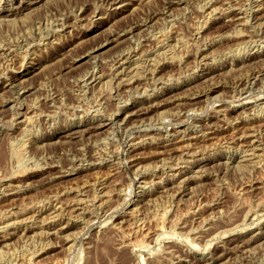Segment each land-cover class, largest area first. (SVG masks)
<instances>
[{
  "label": "rangeland",
  "instance_id": "374dc122",
  "mask_svg": "<svg viewBox=\"0 0 264 264\" xmlns=\"http://www.w3.org/2000/svg\"><path fill=\"white\" fill-rule=\"evenodd\" d=\"M119 1L0 0V264H264V0Z\"/></svg>",
  "mask_w": 264,
  "mask_h": 264
},
{
  "label": "bare ground",
  "instance_id": "6f19581e",
  "mask_svg": "<svg viewBox=\"0 0 264 264\" xmlns=\"http://www.w3.org/2000/svg\"><path fill=\"white\" fill-rule=\"evenodd\" d=\"M42 0H20V5L17 7L18 9H19V11H22V10H26V9H28V8H30L31 6H33L34 4H37V3H40ZM108 2H109V4H116V3H118L117 2V0H107ZM121 1V0H120ZM119 1V2H120ZM180 1V0H179ZM178 1V2H179ZM101 2V1H100ZM123 2V1H122ZM221 2V1H220ZM244 2V1H243ZM246 2V1H245ZM42 3V2H41ZM167 3V2H166ZM236 3V2H235ZM261 3V2H260ZM259 3V4H260ZM242 4V3H241ZM103 5V4H102ZM129 4H127V3H119L118 5L116 4V7L114 8V10L110 13L111 15H120L122 12H124L125 11V9H126V7L128 6ZM228 5V4H227ZM226 5V6H227ZM233 5V4H232ZM101 6V5H100ZM99 7V6H98ZM225 7V6H224ZM16 8V9H17ZM107 8V7H106ZM223 8V7H222ZM11 9V8H10ZM170 9H171V7H170ZM228 9V8H227ZM254 9V8H253ZM163 10V9H162ZM221 10V9H220ZM229 10V9H228ZM249 10V9H248ZM209 11V10H208ZM216 11V10H215ZM221 12V11H220ZM20 13V12H19ZM109 13V12H108ZM215 13V12H214ZM245 13V12H244ZM263 13V12H262ZM110 14L108 15V16H110ZM218 14V13H217ZM9 15V14H8ZM212 16V15H211ZM232 16V15H231ZM9 17V16H8ZM76 17V16H75ZM83 17V16H82ZM123 17V16H122ZM254 17V16H253ZM73 18V17H72ZM78 18V17H77ZM208 19V18H207ZM211 19V18H210ZM248 19H250V18H248ZM100 20L101 21H99V23L97 22V23H95V26H97V25H99L100 23H102V22H104V20H106V19H104V18H100ZM241 20H242V18H241ZM78 21V20H77ZM206 21V20H205ZM264 21V20H263ZM56 22V21H55ZM60 22V21H59ZM239 22H241V21H239ZM243 22V21H242ZM134 23H136V22H134ZM133 23V24H134ZM245 23H247V22H245ZM51 24V23H50ZM132 24V25H133ZM57 25V24H56ZM146 25V24H145ZM248 25V24H247ZM124 28V27H123ZM241 28V27H240ZM140 29V28H139ZM237 29V28H236ZM244 29V28H243ZM242 29V30H243ZM110 30V29H109ZM235 30V29H234ZM239 30V29H238ZM237 30V31H238ZM241 30V31H242ZM258 30V29H257ZM263 30V29H262ZM121 31V30H120ZM124 31V30H123ZM237 31H236V33H237ZM260 31V30H259ZM228 32V31H227ZM240 32V31H239ZM226 33V32H225ZM242 33V32H241ZM240 33V34H241ZM44 34V33H43ZM230 34V33H229ZM254 34V33H253ZM119 35H121V34H116V33H111L110 35H108V37H106L103 41H101V42H99V43H97V44H95V45H92L90 48H87L86 50H84L83 52H81L80 54H78L77 56H76V58L75 59H73V63H76L77 64V62H79V61H81L82 59H84V58H88V59H90V58H95V57H97L98 55H99V51L102 49V48H104V47H106L108 44H111V43H113L117 38H118V36ZM151 35V34H150ZM226 35H228V34H226ZM47 36V35H46ZM223 36V35H222ZM261 36V35H260ZM40 37V36H39ZM227 37V36H226ZM142 38V37H141ZM163 38V37H162ZM260 38V37H259ZM219 39V38H218ZM38 40V39H37ZM137 40V39H136ZM49 41V40H48ZM117 41V40H116ZM148 41V40H147ZM38 42V41H37ZM149 42V41H148ZM168 42H169V40H168ZM161 43V42H160ZM233 43V42H232ZM253 43V42H252ZM137 44V43H136ZM140 44V43H139ZM138 44V45H139ZM169 44V43H168ZM228 44V43H227ZM26 45V44H25ZM24 45V46H25ZM129 45V44H128ZM150 45V44H149ZM159 45V44H158ZM161 45V44H160ZM257 45V44H256ZM132 46V45H131ZM130 46V47H131ZM148 46V45H147ZM235 46H236V44H235ZM254 46V45H253ZM150 47V46H149ZM154 47V46H153ZM239 47V46H238ZM256 47V46H255ZM14 48V47H13ZM26 48V47H25ZM166 48V47H165ZM21 49V48H20ZM154 49V48H153ZM147 50V49H146ZM233 50V49H232ZM240 50H241V48H240ZM246 50V49H245ZM159 51V50H158ZM230 51V50H229ZM33 52V51H32ZM125 52H126V50H125ZM163 52V51H162ZM244 52V51H243ZM251 52V51H250ZM14 53V52H13ZM144 53V52H143ZM235 53V52H234ZM15 54V53H14ZM55 54V53H54ZM131 54V53H130ZM160 54V53H159ZM58 55V54H57ZM128 55V54H127ZM146 55H147V53H146ZM118 56V55H117ZM126 56V55H125ZM222 56V55H221ZM226 56V55H225ZM237 56V55H236ZM120 57V56H119ZM118 57V58H119ZM126 58V57H125ZM125 58L123 59H120V61L121 62H119V64H118V67H116V69H118V68H121L122 67V65L124 64V63H126V61H128L129 59L128 58H130V57H127L126 58V60H125ZM53 59V58H52ZM128 59V60H127ZM154 59V58H153ZM10 60V59H9ZM211 60H213V59H211ZM160 61V60H159ZM82 62V61H81ZM113 62V61H112ZM136 63V62H135ZM134 63V64H135ZM144 63V62H143ZM75 64V65H76ZM117 64V63H116ZM129 64V63H128ZM74 65V64H73ZM78 65V64H77ZM94 65V64H93ZM156 65V64H155ZM96 66V65H95ZM98 66V65H97ZM150 66V65H149ZM157 66V65H156ZM262 66V65H261ZM73 66H71V68H72ZM76 67V66H75ZM89 67H90V65H89ZM154 67V66H153ZM205 67V66H204ZM111 68V67H110ZM30 69V68H29ZM27 70V69H26ZM119 70V69H118ZM118 70H117V72H118ZM121 73H122V71L121 70H119ZM142 71V70H141ZM148 71V70H147ZM24 72V71H23ZM93 72V71H92ZM117 72H116V74H117ZM152 72V71H151ZM25 73H26V71H25ZM28 73V72H27ZM131 73V72H130ZM142 73V72H141ZM22 74V73H21ZM120 74V73H119ZM102 75V74H101ZM137 75H139V74H137ZM153 75V74H152ZM81 76V75H80ZM100 76V75H99ZM83 77V76H82ZM139 77H140V75H139ZM141 77H142V75H141ZM89 78L90 79H92L93 78V75H90L89 76ZM114 78V77H113ZM90 79H88V80H90ZM129 79H130V77H129ZM152 79V78H151ZM125 80H127V79H125ZM155 80V79H154ZM245 80V79H244ZM101 81V80H100ZM184 81V80H183ZM78 82V81H77ZM77 82H75V83H77ZM105 82V81H104ZM123 82V81H122ZM125 82V81H124ZM123 82V83H124ZM129 82V81H128ZM128 82L126 83V86H127V84H128ZM130 82H131V80H130ZM133 82V81H132ZM131 82V83H132ZM236 82V81H235ZM234 82V83H235ZM244 82V81H243ZM262 82V81H261ZM113 83V82H112ZM220 83V82H219ZM242 84V83H241ZM3 85V84H2ZM23 85V84H22ZM262 85V84H261ZM26 86V85H25ZM137 86V85H136ZM222 86V85H221ZM258 86V85H257ZM42 87V86H41ZM50 87V86H49ZM77 87V86H76ZM156 87V86H155ZM205 87H207V86H205ZM92 88V87H91ZM115 88V87H114ZM128 88V87H127ZM230 88V87H229ZM81 89V88H80ZM84 89V88H83ZM129 89V88H128ZM142 89V88H141ZM111 90V89H110ZM232 90V89H231ZM84 91H86L85 89H84ZM88 91V90H87ZM128 91V90H127ZM207 91H209V90H207ZM75 92V91H74ZM232 92V91H231ZM200 93V92H199ZM240 93V92H239ZM14 94V93H13ZM43 94V93H42ZM78 94V93H77ZM84 94V93H83ZM127 94V93H126ZM202 94V93H201ZM85 95V94H84ZM121 95V94H120ZM152 95V94H151ZM194 95V94H193ZM256 95H257V93H256ZM260 95V94H259ZM9 96V95H8ZM52 96V95H51ZM209 96V95H208ZM6 97V96H5ZM79 97V96H78ZM92 97V96H91ZM257 97V96H256ZM33 98H35V97H33ZM54 98V97H53ZM89 98V97H88ZM250 98V97H249ZM10 99V98H9ZM48 99V98H47ZM132 99V98H131ZM200 99V98H199ZM86 100V99H85ZM88 100V99H87ZM135 100V99H134ZM143 100V99H142ZM188 100V99H187ZM247 100V99H246ZM245 100V101H246ZM8 101V100H7ZM23 101V100H22ZM67 101V100H66ZM77 101V100H76ZM133 101V100H132ZM185 101V100H184ZM248 101V100H247ZM70 102V101H69ZM84 102V101H83ZM98 102V101H97ZM144 102V101H143ZM235 102V101H234ZM49 103H51V102H49ZM211 103V102H210ZM217 103V102H216ZM216 103H214V104H216ZM240 103V102H239ZM38 104V103H37ZM48 104V103H47ZM59 104V103H58ZM95 104V103H94ZM212 104V103H211ZM2 106V105H1ZM28 106V105H27ZM87 106V105H86ZM95 107H96V105H95ZM199 107V106H198ZM52 108V107H51ZM84 108V107H83ZM86 108V107H85ZM37 109V108H36ZM63 109V108H62ZM28 110V109H27ZM27 110H25V111H27ZM56 110V109H55ZM82 110V109H81ZM131 110V109H130ZM183 110V109H182ZM251 110V109H250ZM40 111V110H39ZM66 111V110H65ZM115 111V110H114ZM181 111V110H180ZM34 112V111H33ZM32 112V113H33ZM43 112V111H42ZM49 112V111H48ZM36 113V112H35ZM52 113V112H51ZM70 113V112H69ZM76 113V112H75ZM119 113V112H118ZM39 114V113H38ZM141 114V113H140ZM98 115V114H97ZM114 115V114H113ZM126 115V114H125ZM24 116V115H23ZM29 116V115H28ZM80 116V115H79ZM250 117V116H249ZM33 118V117H32ZM92 118V117H91ZM11 119V118H10ZM235 119H236V117H235ZM30 120V119H29ZM51 120V119H50ZM81 120V119H80ZM260 120V119H259ZM239 121V120H238ZM55 122V121H54ZM262 122V121H261ZM35 123V122H34ZM51 123V122H50ZM10 124V123H9ZM32 125H33V122L31 123ZM96 124V123H95ZM245 124V123H244ZM22 125V124H21ZM25 125V124H24ZM50 125V124H49ZM105 124L104 123H97V125H95V126H93V127H90L91 129L90 130H96V129H99L100 127H102V126H104ZM257 125V124H256ZM252 126V125H251ZM36 127V126H35ZM206 127V126H205ZM258 127V126H257ZM22 128V127H21ZM28 128H30V127H28ZM200 128V127H199ZM227 128H229V127H227ZM126 129V128H125ZM242 129V128H241ZM38 130V129H37ZM253 130V129H252ZM85 130L84 129H80V128H78V129H72L68 134H65L67 137H75L76 135L78 136L79 134H81L82 132H84ZM86 131H88V129L86 130ZM258 131V130H257ZM177 132V131H176ZM232 132V131H231ZM245 132V131H244ZM251 132V131H250ZM253 133V132H252ZM27 134V133H26ZM138 134V133H137ZM196 134V133H195ZM231 134V133H230ZM260 134V133H259ZM236 135V134H235ZM65 136V137H66ZM194 136V135H193ZM221 136H222V134H221ZM226 136V135H225ZM245 136V135H244ZM236 137V136H235ZM27 138V137H26ZM216 138H218V137H216ZM255 138V137H254ZM66 139V138H65ZM175 140V139H174ZM217 140H219V139H217ZM253 140V139H252ZM263 140V139H262ZM140 141V140H139ZM21 142H23V141H21ZM148 142V141H147ZM154 142V141H153ZM216 142H218V141H216ZM243 142V141H242ZM179 143V142H178ZM245 143V142H244ZM252 143V142H251ZM26 144V143H25ZM173 145V144H172ZM171 145V146H172ZM187 145V144H186ZM187 147V146H186ZM178 148V150H179V147H178V145L175 143V146L172 148V149H177ZM184 148V147H183ZM164 149H165V147H164ZM114 150V149H113ZM168 150V149H167ZM120 151V150H119ZM240 151V150H239ZM253 151V150H252ZM247 152V151H246ZM155 153V152H154ZM162 153V152H161ZM198 153V152H197ZM252 153V152H251ZM119 154V153H118ZM245 154V153H244ZM254 154V153H253ZM255 155V154H254ZM99 156V155H98ZM263 156V155H262ZM108 157V156H107ZM132 157V156H131ZM252 158V157H251ZM259 158H260V155H259ZM163 159V158H162ZM165 159V158H164ZM201 159V158H200ZM80 160V159H79ZM166 160H167V158H166ZM165 160V161H166ZM172 160V159H171ZM219 160V159H218ZM102 161V160H101ZM121 161V160H120ZM126 161V160H125ZM191 161V160H190ZM226 161V160H225ZM106 162V161H105ZM119 163V162H118ZM248 163V162H247ZM250 163V162H249ZM254 163V162H253ZM49 164V163H48ZM161 164H162V162H161ZM160 164V165H161ZM234 164V163H233ZM122 165V164H121ZM174 165V164H173ZM224 165V164H223ZM257 165V164H256ZM259 165V164H258ZM38 166V165H37ZM49 166V165H48ZM67 166V165H66ZM75 166V165H74ZM118 166H120V165H118ZM156 166V165H155ZM242 166V165H241ZM240 166V167H241ZM244 166H246V165H244ZM36 167V166H35ZM68 167V166H67ZM124 167V166H123ZM257 167V166H256ZM113 168V167H112ZM237 168H239V166L237 167ZM237 168H236V170H237ZM39 169V168H38ZM48 169V168H47ZM136 169V168H135ZM162 169V168H161ZM231 169H232V167H231ZM242 169V168H241ZM182 170V169H181ZM64 171V170H63ZM234 171V170H233ZM37 172V171H36ZM182 172H183V170H182ZM185 172V171H184ZM51 173V172H50ZM116 173V172H115ZM193 173V172H192ZM64 175V174H63ZM155 175V174H154ZM14 176V175H13ZM55 176V175H54ZM176 176V175H175ZM15 177V176H14ZM57 177V176H56ZM147 177V176H146ZM2 178V177H1ZM58 178V177H57ZM200 178V180H201V177H199ZM6 179V178H5ZM152 179V178H151ZM150 181V180H149ZM142 182V181H141ZM147 182V181H146ZM145 182V183H146ZM11 183V182H10ZM155 183V182H154ZM165 183V182H164ZM178 183V182H177ZM92 184H94V183H92ZM75 185V184H74ZM84 185V184H83ZM180 185V184H179ZM82 186V185H81ZM85 186V185H84ZM89 186V185H88ZM74 187H76V186H74ZM178 187V186H177ZM5 188V187H4ZM82 188V187H81ZM94 188V187H93ZM165 188V187H164ZM9 189V188H8ZM77 189V188H76ZM100 189V188H99ZM154 189V188H153ZM175 189V188H174ZM24 190V189H23ZM176 190V189H175ZM5 191V190H4ZM14 191V190H13ZM21 191V190H20ZM94 191V190H93ZM98 191V190H97ZM59 192V191H58ZM92 192V191H91ZM90 192V193H91ZM109 192V191H108ZM8 193H9V191H8ZM105 193V192H104ZM154 193V192H153ZM57 194V193H56ZM84 194V193H83ZM92 194V193H91ZM148 194V193H147ZM162 194V193H161ZM176 194V193H175ZM174 194V195H175ZM88 195V194H87ZM106 195H108L107 194V192H106ZM77 196V195H76ZM92 196V195H91ZM73 197V196H72ZM112 197V196H111ZM45 198V197H44ZM56 198V197H55ZM58 198V197H57ZM74 198V197H73ZM90 198V197H89ZM92 198V197H91ZM90 198V199H91ZM141 198V197H140ZM51 199V198H50ZM81 199V198H80ZM100 199V198H99ZM103 199V198H102ZM108 199V198H107ZM47 200V199H46ZM60 200V199H59ZM62 200V199H61ZM74 200H77V199H75L74 198ZM85 200V199H84ZM125 200V199H124ZM153 200H154V197H153ZM104 202V201H103ZM13 203V202H12ZM58 203V202H57ZM56 203V204H57ZM78 203H79V201H78ZM86 203V202H85ZM101 203H102V201H101ZM106 203V202H105ZM14 204V203H13ZM67 204V203H66ZM90 204V203H89ZM144 204V203H143ZM76 205V204H75ZM5 206V205H4ZM17 206V205H16ZM34 206H35V204H34ZM44 206V205H43ZM51 206V205H50ZM139 206H141V205H139ZM10 207V206H9ZM8 207V208H9ZM28 207V206H27ZM71 207V206H70ZM201 207V206H200ZM6 208V207H5ZM16 209V208H15ZM24 209V208H23ZM65 209V208H64ZM73 209H74V206H73ZM196 209H198V208H196ZM53 210H54V208H53ZM86 210V209H85ZM133 210V209H132ZM7 211V210H6ZM78 211V210H77ZM103 211V210H102ZM195 211V210H194ZM10 212V211H9ZM72 212V211H71ZM83 212V211H82ZM129 212V211H128ZM132 212V211H131ZM20 213V212H19ZM74 213V212H73ZM139 213V212H138ZM14 214V213H13ZM59 214V213H58ZM80 214V213H79ZM33 215V214H32ZM56 215V214H55ZM68 215V214H67ZM77 215V214H76ZM128 215V214H127ZM134 215V214H133ZM29 216V215H28ZM78 216V215H77ZM132 216V215H131ZM141 216V215H140ZM8 217V216H7ZM10 217V216H9ZM31 217V216H30ZM54 217V216H53ZM250 217V216H249ZM255 217V216H254ZM28 218V217H27ZM26 218V219H27ZM41 218V217H40ZM64 218V217H63ZM10 219V218H9ZM88 219V218H87ZM33 220V219H32ZM42 220V219H41ZM50 220V219H49ZM78 220V219H77ZM85 220V219H84ZM89 220H91V219H89ZM94 220V219H93ZM140 220H141V218H140ZM250 220V219H249ZM17 221V220H16ZM43 221V220H42ZM123 221V220H122ZM133 221V220H132ZM47 222V221H46ZM86 222V221H85ZM89 222V221H88ZM137 222H138V220H137ZM18 223V222H17ZM42 223V222H41ZM59 223V222H58ZM73 223V222H72ZM90 223V222H89ZM105 223V222H104ZM119 223V222H118ZM123 223V222H122ZM131 223V222H130ZM129 223V224H130ZM139 223V222H138ZM6 224V223H5ZM21 224V223H20ZM35 224V223H34ZM63 224V223H62ZM133 224V223H132ZM47 225V224H46ZM105 225V224H104ZM0 226H1V224H0ZM106 226V225H105ZM62 227V226H61ZM103 227V226H102ZM109 227V226H108ZM111 227V226H110ZM109 227V228H110ZM3 228V227H2ZM230 228V227H229ZM228 228V229H229ZM4 229V228H3ZM2 229V230H3ZM45 230V229H44ZM220 230V229H219ZM36 231V230H35ZM42 231V230H41ZM57 231V230H56ZM15 232V231H14ZM51 232V231H50ZM219 232V231H218ZM224 232V231H223ZM24 233H26V232H24ZM41 233V232H40ZM42 233H44V232H42ZM99 233V232H98ZM225 233L226 232H224V235H225ZM55 234V233H54ZM35 235V234H34ZM222 235V234H221ZM227 235V234H226ZM10 236V235H9ZM9 236L6 234V235H4V236H2V238H1V241H6L8 238H9ZM32 236V235H31ZM61 236V235H60ZM217 236V235H216ZM223 236V235H222ZM18 237V236H17ZM16 237V238H17ZM60 238V237H59ZM66 238V237H65ZM259 239V238H258ZM22 240V239H21ZM65 240V239H64ZM68 240H70V238H68ZM192 240V239H191ZM6 244V243H5ZM63 244V243H62ZM194 244V243H193ZM70 245V244H69ZM7 246V245H6ZM232 246V245H231ZM2 247V246H1ZM70 247V246H69ZM72 248V247H71ZM1 250V249H0ZM2 251V250H1ZM30 258V257H29ZM178 258V257H177ZM199 258V257H198ZM29 260V259H28ZM174 261V260H173ZM174 263V262H173Z\"/></svg>",
  "mask_w": 264,
  "mask_h": 264
}]
</instances>
